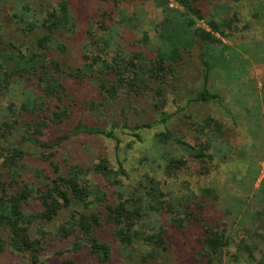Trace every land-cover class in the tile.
I'll use <instances>...</instances> for the list:
<instances>
[{
	"label": "trees",
	"instance_id": "trees-1",
	"mask_svg": "<svg viewBox=\"0 0 264 264\" xmlns=\"http://www.w3.org/2000/svg\"><path fill=\"white\" fill-rule=\"evenodd\" d=\"M143 1L98 0L102 6L95 28L88 25L80 56L59 39L76 14L68 0L49 8L39 2H18L16 11L2 10L0 255L21 264H111L117 244L130 251L132 264H158L172 251L174 230L195 229L201 264H226L230 258L232 233L225 226L210 225L204 216L205 199L227 200L228 217L241 203L215 187L193 190L187 182L178 184L187 161L174 152L178 147L199 161L201 175L209 173L207 165L215 157L226 161L225 127L187 110L193 103L220 100V93L211 92V79L222 69L232 71V60L226 56L229 46L222 39L236 30L238 16H223L227 5L216 3L206 18L203 6L210 0H175L177 8L168 0H153L161 20L154 24L152 43L142 28L148 21ZM199 21L209 30L198 27ZM130 34L131 46L123 42ZM52 49L74 58L69 63L54 60ZM198 49L200 82L179 106L175 102L185 94V71ZM170 104L173 113L168 111ZM180 115L190 120L185 121L196 137L205 138L204 143L191 145L188 135L168 127ZM90 117L110 129L88 121ZM118 123L136 139L140 130L159 123L165 127L154 138L159 158L153 159L155 164H141L148 171L134 182L127 183L133 176L120 163L111 166L104 154L96 155L90 165L69 161L63 146L72 138L104 137L119 144L113 133ZM76 144L80 143L73 141L70 147ZM158 174L172 182L162 183ZM255 181L252 175V184ZM254 197L264 206V179ZM263 212L246 207L242 213L236 226L245 233L235 246L236 258L264 264L259 248L264 235L257 230V225L264 226Z\"/></svg>",
	"mask_w": 264,
	"mask_h": 264
},
{
	"label": "rangeland",
	"instance_id": "rangeland-1",
	"mask_svg": "<svg viewBox=\"0 0 264 264\" xmlns=\"http://www.w3.org/2000/svg\"><path fill=\"white\" fill-rule=\"evenodd\" d=\"M59 1L0 0V19L3 17L2 10L16 11L19 8L18 2H39L37 5L42 4L45 8H49ZM68 1L71 3V8L76 14L71 19L69 31L64 32L59 39L67 47L66 49L73 47L72 51H78L80 56L81 49L87 42L85 31L90 24L94 27L97 21L98 10L102 5L98 0ZM210 1L212 2H206L203 6L206 18L213 13L212 6L216 3L227 5L225 13L222 14L223 16L226 14L225 17L229 18L232 13H236L238 16V21L234 22L236 30L228 38L222 39L223 43L229 46L226 56L232 60V71L227 74L226 70L222 69V71H217L211 79L210 85L213 86L211 87V92L220 93L221 98L219 101H211L206 104L193 103L187 111L192 115H196L199 119L209 116L222 124L225 127L223 133L228 135L229 153L226 161H220L215 157L207 165L209 173L201 175L198 173L201 163L177 147L174 155L183 157L187 161V167L179 173L176 182L178 184L187 182L193 190L204 186L215 187L218 188L221 195L230 194L231 197H234L235 200L241 203L239 209L236 206L232 207V213L228 217L225 213L226 208H229L230 205L227 200L223 198L219 202H214L205 199L207 208L204 216L213 227L225 226L227 231L232 233L234 243L229 248V254L232 257H227V261L224 260L226 264H255L242 261L241 258H236L238 256L235 246L244 237L245 231L236 225H239L238 221L241 219L246 207L248 210H253L254 212L264 211V206L254 197L256 190L264 179V0ZM143 2L142 12L148 18V21L142 28L148 31L150 40L153 43L156 41L153 27L154 24H157L161 20V13L155 7L153 0ZM125 6L130 8L131 6L133 7V4L126 3ZM39 8L41 7L38 6L37 9ZM35 16L38 15L35 14ZM118 20L119 17H115V22ZM114 26L117 27L116 25ZM197 26L207 28L204 21H199ZM133 40L134 35L130 34L123 42L131 46ZM199 52L200 49L196 51V55L185 71L186 87L182 91L185 94L180 96L181 101L175 102L179 106L185 104L187 96H189L193 89L192 92H195L197 84L200 82L202 67L198 55ZM50 56L54 60L59 62L63 60L67 63L74 58L73 54L70 53L63 57L55 49L51 50ZM174 110L173 104H170L168 111L173 113ZM91 120L99 123L102 127L110 129V126L105 125L104 121L99 122L94 117H90L88 121ZM185 120L180 115L175 121H171L168 127L171 130L175 127L173 131L177 128L180 131L177 134L180 136L188 135L186 139L191 145L204 143L205 138L196 137V134L191 130L193 128H189V125L186 123V121L190 122V120ZM145 121L148 122L149 118H146ZM119 126L121 125L118 123L116 128L113 129V133L119 140V144L104 137L97 138L83 135L72 138L73 141L80 144H76L72 148L70 147L71 142H73L71 140V142L64 144L63 151L68 152L69 161L82 165H90L96 161V155L104 154L107 156L110 165L114 168L119 163L124 166L133 176L131 180H126V182L132 183L139 178L140 174L148 171L146 165L143 166L141 164H155V162H152L153 159L159 158V155L155 153L154 138L156 134L164 131L165 127L159 123L153 128L140 130L138 132L140 139H136L131 135L129 130L119 129ZM128 144L130 145L129 148L127 147ZM28 148L32 150L34 146L30 145ZM250 170L253 171L252 175H256V181L253 184L251 182L252 175L249 174ZM157 177L162 183L167 182L169 184L172 182V180L163 174H158ZM178 189V187L175 188V192ZM262 216L264 219V215ZM263 227L257 225V230L264 235ZM194 232L195 229L188 231V233H178L174 230L171 234L172 251L164 262L158 261L157 263L201 264V261L196 256L199 248L195 241L196 235ZM259 248L261 250V257L264 259V242L260 243ZM129 253L128 249L115 244L111 264H132L133 260L130 258ZM259 257L260 253H256V258L258 259ZM85 261L88 262L87 259ZM0 264L21 263L18 260H12L11 258H7V256L0 255Z\"/></svg>",
	"mask_w": 264,
	"mask_h": 264
},
{
	"label": "built area",
	"instance_id": "built-area-1",
	"mask_svg": "<svg viewBox=\"0 0 264 264\" xmlns=\"http://www.w3.org/2000/svg\"><path fill=\"white\" fill-rule=\"evenodd\" d=\"M170 2V7H176L177 8V4L175 3V0H168ZM206 30H209L208 28H206Z\"/></svg>",
	"mask_w": 264,
	"mask_h": 264
}]
</instances>
